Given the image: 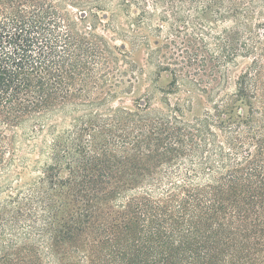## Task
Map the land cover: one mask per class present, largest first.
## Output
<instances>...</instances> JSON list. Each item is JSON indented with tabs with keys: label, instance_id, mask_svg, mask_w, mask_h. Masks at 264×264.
I'll return each instance as SVG.
<instances>
[{
	"label": "trees",
	"instance_id": "1",
	"mask_svg": "<svg viewBox=\"0 0 264 264\" xmlns=\"http://www.w3.org/2000/svg\"><path fill=\"white\" fill-rule=\"evenodd\" d=\"M143 47L162 105L113 107ZM71 254L264 264V0H0V264Z\"/></svg>",
	"mask_w": 264,
	"mask_h": 264
},
{
	"label": "rangeland",
	"instance_id": "2",
	"mask_svg": "<svg viewBox=\"0 0 264 264\" xmlns=\"http://www.w3.org/2000/svg\"><path fill=\"white\" fill-rule=\"evenodd\" d=\"M104 20V19H103ZM124 16H119L117 19V22L119 25L124 26ZM104 23V21H103ZM102 24L96 25L95 33L96 35H99L103 37L109 44V46H117L121 48L122 50H129L131 46L122 40L119 39V36H117L114 32L107 30L103 28ZM161 39H163V36H159ZM156 39L154 37H150V45L151 47L156 46ZM146 51L145 47L139 49L138 51H135L133 53V58H135V67L133 70L130 69V66L125 63H120L121 68L127 70V73L123 76L122 82L116 83L119 78V76L115 73L113 74V80L112 85L115 86L116 93L111 99L110 103L113 107H127V108H133L134 103L136 101L142 99L146 93L152 94L150 98V103L152 107H160L162 105V95L160 92L156 90H152V67L145 63V57H146ZM252 56L250 57H239L234 65H231L229 67V71L227 74V79L225 84L222 87V90L220 92V95L227 94L233 91L234 89V80L236 79L237 75L240 74L241 71L245 69L247 65H249L252 61ZM101 72V69L96 68L94 70L95 75H99ZM162 79L158 80V85H164L166 77L165 74ZM116 84V85H115ZM112 85L110 86L112 88ZM94 91V90H92ZM92 94H95V91L92 92ZM252 103L254 105H257V100H252ZM207 101H199V103H196L194 105L195 112H201L204 108L208 106ZM242 110H246V105H241ZM70 122L69 116H64L62 114H57L53 117V119L49 120V123L56 124L58 127H63L64 125H68ZM38 142L42 140L41 136L38 137ZM32 158H37L38 154L34 153L31 155ZM10 255L13 257V252ZM63 263L65 264H82L81 259L76 254H71L69 257H67ZM41 264H46V261H41Z\"/></svg>",
	"mask_w": 264,
	"mask_h": 264
}]
</instances>
